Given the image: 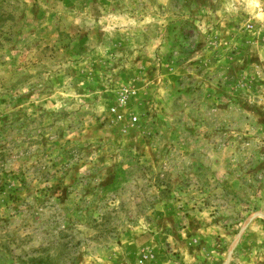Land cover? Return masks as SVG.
Returning a JSON list of instances; mask_svg holds the SVG:
<instances>
[{"label": "rangeland", "instance_id": "374dc122", "mask_svg": "<svg viewBox=\"0 0 264 264\" xmlns=\"http://www.w3.org/2000/svg\"><path fill=\"white\" fill-rule=\"evenodd\" d=\"M46 254L264 264V0H0V264Z\"/></svg>", "mask_w": 264, "mask_h": 264}, {"label": "trees", "instance_id": "16d2710c", "mask_svg": "<svg viewBox=\"0 0 264 264\" xmlns=\"http://www.w3.org/2000/svg\"><path fill=\"white\" fill-rule=\"evenodd\" d=\"M63 248H57V254H62L63 253ZM60 257L56 256H50L49 254H46V256L43 257H38V258H32L30 259V264H59L60 263Z\"/></svg>", "mask_w": 264, "mask_h": 264}]
</instances>
